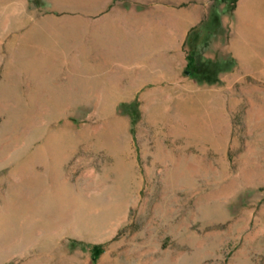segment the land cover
<instances>
[{"label": "rangeland", "instance_id": "obj_1", "mask_svg": "<svg viewBox=\"0 0 264 264\" xmlns=\"http://www.w3.org/2000/svg\"><path fill=\"white\" fill-rule=\"evenodd\" d=\"M236 4L189 0L187 73L43 68L42 17L99 5L0 0V264H264V45L211 19Z\"/></svg>", "mask_w": 264, "mask_h": 264}, {"label": "crops", "instance_id": "obj_2", "mask_svg": "<svg viewBox=\"0 0 264 264\" xmlns=\"http://www.w3.org/2000/svg\"><path fill=\"white\" fill-rule=\"evenodd\" d=\"M89 1L99 5L90 13L42 17L36 34L41 67H170L175 62L185 69L189 52L183 47L189 31L198 36L189 27L203 19L202 12L189 14V0H130L109 8L112 0ZM257 9L264 12V0H237L234 24L221 14L213 15L211 19L220 20L217 31L227 36L214 46L241 58V52L256 51L252 45H264V14L255 15Z\"/></svg>", "mask_w": 264, "mask_h": 264}, {"label": "trees", "instance_id": "obj_3", "mask_svg": "<svg viewBox=\"0 0 264 264\" xmlns=\"http://www.w3.org/2000/svg\"><path fill=\"white\" fill-rule=\"evenodd\" d=\"M232 1H234V0H232ZM193 66V58L190 56H188V64H187V68H186V72L187 73H189L190 71H189V68H193L192 67ZM195 67V66H194Z\"/></svg>", "mask_w": 264, "mask_h": 264}]
</instances>
